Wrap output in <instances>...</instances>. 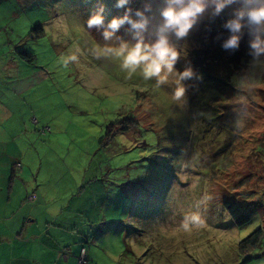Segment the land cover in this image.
I'll list each match as a JSON object with an SVG mask.
<instances>
[{"label": "rangeland", "instance_id": "374dc122", "mask_svg": "<svg viewBox=\"0 0 264 264\" xmlns=\"http://www.w3.org/2000/svg\"><path fill=\"white\" fill-rule=\"evenodd\" d=\"M116 2L0 0V228L31 240L81 233L95 264H264V71L241 92L250 58L227 93L200 106L186 92L181 108L167 86L100 55L103 29L86 21L101 6L105 25L123 16ZM128 27L116 35L130 40ZM178 47L185 58L201 46ZM72 53L79 64L65 68ZM240 95L249 118L236 132ZM226 200L251 221L238 227ZM194 212L203 224L186 231ZM257 228L258 243L241 250Z\"/></svg>", "mask_w": 264, "mask_h": 264}, {"label": "clouds", "instance_id": "9594fccd", "mask_svg": "<svg viewBox=\"0 0 264 264\" xmlns=\"http://www.w3.org/2000/svg\"><path fill=\"white\" fill-rule=\"evenodd\" d=\"M130 3L131 0H117L115 6L126 8V11L123 16L114 17L107 25L102 14L103 6L87 19L89 30L103 29V43H99L100 55L118 61L119 67L129 78L138 73L144 81L154 82L157 89L167 86L171 89L173 101L181 108L187 104V87L184 82L201 77L190 66L182 72L176 69L181 54L179 42L189 36L206 13L214 19L226 8L238 5L233 9L231 18L223 24L229 35L223 39L221 47L229 52L237 51L244 30L247 29L252 71L239 79L241 92L251 94V88H245L244 85L252 83L251 77L257 69L264 71V0H161L155 9L151 0H148L142 9L134 12ZM125 24L129 26L130 40L116 35ZM79 51L77 48L76 53ZM76 53L61 57L65 68L71 63L79 64ZM248 118L246 97L240 95L233 120L234 130H243ZM202 224L201 216L194 212L184 215L181 227L187 231Z\"/></svg>", "mask_w": 264, "mask_h": 264}, {"label": "trees", "instance_id": "16d2710c", "mask_svg": "<svg viewBox=\"0 0 264 264\" xmlns=\"http://www.w3.org/2000/svg\"><path fill=\"white\" fill-rule=\"evenodd\" d=\"M236 7L238 5L226 8L220 16L214 19L206 13L188 36L189 40H193L194 43L198 42L201 47L190 50L185 58L180 54V58L175 65L176 69L181 72L190 66L201 77L200 79L193 78L184 82L187 87L189 101L197 98L198 100L195 102L200 106H204L208 101L222 96L224 92L227 93L232 87L233 76L251 58L248 55L249 36L247 29L244 30V36L237 51L229 52L221 47L223 39L229 35L223 24L231 18V13ZM218 36L220 39H217ZM32 196L34 197V195ZM224 207L238 227H243L251 221V215L241 211L236 201L226 200L224 201ZM261 233L262 229L257 228L244 237L239 242L241 250L255 246ZM251 259V257H246L244 261L247 262Z\"/></svg>", "mask_w": 264, "mask_h": 264}, {"label": "crops", "instance_id": "0c3cea01", "mask_svg": "<svg viewBox=\"0 0 264 264\" xmlns=\"http://www.w3.org/2000/svg\"><path fill=\"white\" fill-rule=\"evenodd\" d=\"M54 227L55 230L59 229ZM14 228L11 230L0 228V264H78L77 255L82 246L79 241L81 233L72 237L74 232H71L69 239L64 237L62 241H58L57 237L47 232L48 229H44L33 234L31 240L27 234L28 229L20 227L17 232ZM77 232L79 231L77 230L75 234ZM87 253L91 262L95 264L94 260L97 259L95 251L89 248Z\"/></svg>", "mask_w": 264, "mask_h": 264}, {"label": "built area", "instance_id": "2783aa9c", "mask_svg": "<svg viewBox=\"0 0 264 264\" xmlns=\"http://www.w3.org/2000/svg\"><path fill=\"white\" fill-rule=\"evenodd\" d=\"M33 198L34 197L32 195H29L27 197V201H32ZM77 260H78V264H92V262L90 261L87 255L86 246L84 245L81 246Z\"/></svg>", "mask_w": 264, "mask_h": 264}]
</instances>
